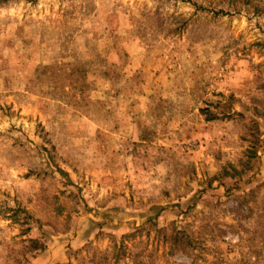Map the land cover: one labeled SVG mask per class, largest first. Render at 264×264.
<instances>
[{
  "label": "rangeland",
  "instance_id": "rangeland-1",
  "mask_svg": "<svg viewBox=\"0 0 264 264\" xmlns=\"http://www.w3.org/2000/svg\"><path fill=\"white\" fill-rule=\"evenodd\" d=\"M0 264H264V0H0Z\"/></svg>",
  "mask_w": 264,
  "mask_h": 264
},
{
  "label": "trees",
  "instance_id": "trees-1",
  "mask_svg": "<svg viewBox=\"0 0 264 264\" xmlns=\"http://www.w3.org/2000/svg\"><path fill=\"white\" fill-rule=\"evenodd\" d=\"M186 239L187 236L185 235V233L177 229L171 236H169V244L174 248L175 251L181 250L182 246L185 244Z\"/></svg>",
  "mask_w": 264,
  "mask_h": 264
}]
</instances>
